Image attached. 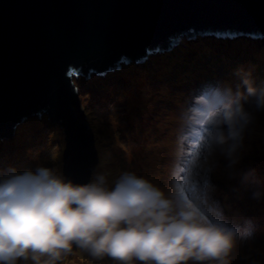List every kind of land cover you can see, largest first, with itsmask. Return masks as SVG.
<instances>
[{"label":"clouds","instance_id":"1","mask_svg":"<svg viewBox=\"0 0 264 264\" xmlns=\"http://www.w3.org/2000/svg\"><path fill=\"white\" fill-rule=\"evenodd\" d=\"M231 75L207 104L197 99L213 149L236 165L248 130L264 113V81L244 64ZM210 205L169 194L131 171L109 185L104 174L75 182L46 166L0 168V264H58L73 246L119 264H227L239 232L213 219L204 210Z\"/></svg>","mask_w":264,"mask_h":264},{"label":"water","instance_id":"2","mask_svg":"<svg viewBox=\"0 0 264 264\" xmlns=\"http://www.w3.org/2000/svg\"><path fill=\"white\" fill-rule=\"evenodd\" d=\"M258 33L264 0H0V139L45 114L66 134L64 176L89 182L98 151L75 80L182 39Z\"/></svg>","mask_w":264,"mask_h":264},{"label":"rangeland","instance_id":"3","mask_svg":"<svg viewBox=\"0 0 264 264\" xmlns=\"http://www.w3.org/2000/svg\"><path fill=\"white\" fill-rule=\"evenodd\" d=\"M184 41L186 40L180 42L175 48L181 46ZM256 43L261 45L258 47L260 50H264V38H262V42L256 40ZM191 49L180 53L183 55L184 52L190 54L189 50ZM260 50L255 51L253 56L257 57H253L254 60L252 61L245 60L246 56L249 57L251 54L236 57L239 61H226L228 63L224 64V69L227 73L218 76L216 79L217 88L231 82L233 80L232 70L241 64L253 67L258 82L264 81V54L260 55ZM178 55L180 54L178 53ZM148 57L149 60L147 58L146 64L132 60L127 64L123 63L120 68L116 67L108 70L105 74H93L86 80L83 77L75 80L79 90L81 107L90 121L92 131L97 135L95 143L98 148L99 160L93 170L92 180L96 175L104 174L109 185H112L123 172L138 173L141 171V176L148 178L167 193L197 201L195 195L187 197L185 194V186L188 187L189 180H187L186 175L183 177L184 174L180 173L181 160L178 159L173 165L166 161L181 158L182 161L187 163L186 171L189 172V165L201 161L204 152L209 148L210 133L207 131L201 144L192 150L188 156L177 157L175 152L170 157L171 154L166 148L165 144L167 143L165 142L169 141L170 144H173L174 139L177 140V135H180L184 130V120L178 117L177 107L171 101L163 102L160 100L158 94L160 86H157L153 80V66L155 69V65H152V63H157L159 60V62L161 60L166 61L163 60L165 58L158 51ZM176 57L178 60L180 59L179 56ZM255 62L261 63L262 69L259 70ZM227 67H229V70ZM116 70L118 73H116ZM156 77L162 79L164 76H161V73L158 72ZM170 82L171 84H168V86L173 90L171 94L175 95V99H178L185 82L179 88H176L173 80H170ZM93 84L98 87L97 91H92ZM103 84H105V87ZM168 86L166 85L167 88ZM168 99H170V96ZM163 103L169 104L164 105ZM181 106H184V104L181 103ZM192 109H195V106ZM47 118L48 116L45 114H35L28 116L19 123L15 132L17 138L21 139L16 140L19 142L16 145L7 144L6 140H9V138L0 139V168L7 169L10 167L9 164H21V167L17 170L46 166L56 173L64 175L63 153L66 148V134L59 127V124L54 125L49 118L46 123ZM188 119L189 117H187L189 122ZM194 119L192 118V120ZM159 132L162 136H159ZM159 141L163 143L158 144ZM172 146L174 147V144ZM262 146L264 148V113L257 115L256 121L248 130L239 152L241 157L239 163L229 165L227 160L222 161L225 163V167H229L228 177L232 176L231 173L234 172L235 177L247 180L246 187L250 189L249 201L251 203L259 202L264 207V156L260 161L257 160L258 157L256 156L257 147ZM144 148H149V152L155 151L154 154L161 157L163 165L158 173H153L154 171L149 165L151 159L147 157ZM215 153L216 157L224 158L217 150ZM20 154L23 155V159L26 161L20 159ZM262 154L264 155V149ZM27 158L31 160L27 161ZM25 164H29L28 167H25ZM153 174L155 178L161 180L151 179L150 177ZM219 187L221 185L215 182V189L217 190ZM196 192L202 195L201 190L197 189ZM255 192H260V196H254ZM209 200L213 201L214 198L209 197ZM255 213L256 211L252 216ZM252 216L249 219H241L242 221H248L249 227H246L244 232H239L238 239L240 240L241 251L238 254L236 264H242L240 253L243 246L248 249L249 253L257 252V261L264 258V216L255 219ZM17 264H33V262L30 259L19 260ZM58 264H119V262L107 256L98 259L86 249L76 248L65 255ZM206 264H209V262H206Z\"/></svg>","mask_w":264,"mask_h":264},{"label":"trees","instance_id":"4","mask_svg":"<svg viewBox=\"0 0 264 264\" xmlns=\"http://www.w3.org/2000/svg\"><path fill=\"white\" fill-rule=\"evenodd\" d=\"M199 39L202 40L204 38H203V36H200ZM185 40L186 41H184L181 44V46H179L178 48H174L173 50L166 51V52H164V54H162V57L165 58L163 60H166V61H162L161 60V62H159L160 61L159 60V61H157V63H155V62L152 63V65H155V69H156L155 70L154 67H153V72H154L153 78H157L156 76H157L158 72L161 73V76H164L162 78V84L163 85L160 86L159 92H158V94H159V96L161 98L160 100L163 101V102L171 101L172 104L175 105L176 107L178 105L179 106L181 105V101L178 100V99H175V95L172 96L170 94V90L168 89L169 87L168 88L166 87V85L168 86V83L170 82V80L171 81L174 80L175 85L180 87L182 85V83L186 82L187 80L193 81L194 79L195 80L196 79H202V78H205V77H208V76H211V75H215V74L218 73V71H222V72H226L227 73V71H225V69H224V64L228 63V62H226V60L227 61H229V60H232V61L237 60V61H239L236 57L245 56L244 55L245 52H247L248 54H251V56H249L250 58L246 56L245 60L249 59V60L252 61V60H254V59H252L253 57L254 58L257 57V56H253L255 48H258V46L254 47L255 43H254L253 40H251V39H249L247 37L246 38H237V40L236 41L234 40L235 42H232L230 46H228V44H226L227 48L225 49V51L221 50L219 48L220 50L219 51L217 50L218 51L217 52L216 50L213 49L214 51L217 52V54L213 53L212 58H211L212 63H210V62L207 63L208 67L204 70V72L201 69L192 70V69L187 68L186 66H184V64H183L184 63V55L182 53H180V52L192 48L191 50H196L197 49L199 51L198 54H202V52H203L206 55H210V54H212V49L210 50L207 47H208L209 44L210 45H214L213 44L214 42H213V38H205V40L201 41V44L196 42L195 40H187V39H185ZM207 40L209 41L208 43L206 42ZM192 41H193V43H192ZM194 41H195V44H194ZM202 46L204 47V50L202 49ZM261 50H260V53H259L260 55L264 54V50H262V51ZM178 53L180 55H178ZM164 56H166L167 58L164 57ZM176 56H179L180 59L178 60ZM198 58L200 60H203L201 57H196L192 61H194V60H196ZM223 59L225 61H223ZM144 63L146 64L147 62H144ZM255 63L258 65V69L259 70L262 69V64L261 63H258V62H255ZM259 64L261 65L260 67H259ZM263 64H264V61H263ZM218 65H222V66L218 67ZM123 67H125V66H123ZM227 69L229 70V67H227ZM163 70L165 71V73H164ZM116 73H118L117 70H116ZM170 75H171V77H170ZM188 76H190V77H188ZM84 80H86V79H84ZM90 80H89V82H90ZM86 82H88V81H86ZM103 85L105 87V84H103ZM97 89H98V87L96 86V84H93L92 91H97ZM98 91L100 92L101 89L98 90ZM169 96H170V99H168ZM100 100H103V99H100ZM163 104L166 105V104H169V103H166V104L163 103ZM183 110H184V112H183L184 115L187 116L189 111L185 110V108ZM178 113H180V112H178ZM48 121L49 120L47 118L46 119V123ZM204 132H206V131L204 130ZM93 133L95 134V132H93ZM186 135H188V136H186ZM186 135L183 132L181 134L180 138L181 139L184 138L186 140H189L191 137L192 138L194 137V136H189L190 135L189 132H187ZM96 136L97 135L95 134V138H97ZM17 139H21V138H17V134L15 132V134H13V136L11 138H9V141H13V142L18 143V141H16ZM6 141H8V140H6ZM162 143H163L162 141L158 142V144H162ZM165 143H167V144H165L166 148L169 150V152L171 154L170 157H172L175 154V152H176V156L177 157H182L183 155L187 156L188 150H186V149H188V148L186 147V143H182L181 142V145H180V143H178V140H175V139L173 141V144H174V146L177 145V147H173L172 146L173 144H170L169 141L165 142ZM200 144H201V142H200ZM161 148H163V146H161ZM263 149H264L263 146L262 147H257V151H258V152H256V156L257 157L260 156V155L263 156V154H262V150ZM96 150H98V148H96ZM255 151H256V149H255ZM144 152L154 153L155 151L149 152V148L148 149L144 148ZM178 159H180L181 163H182V166H180V168H181L180 171H183L184 170V166L183 165H185L186 162L182 161L181 158H177V159H174V160H171V161H169V160L166 161L165 159H163V160H165L167 163H170V164L173 165V164H175L177 162ZM222 160L224 162L226 161L225 158L222 159L219 156L216 157V164L217 165H216L215 169H213L211 172H213L212 179H214L215 182H217V183H219L221 185V187L219 188V195L222 194L226 198L227 196L228 197H230V196H229L228 192L226 191V189L223 186V183H224L223 179L227 178V175L224 174V171L226 169H228V168L225 167L226 165H225V163H223ZM251 161H252V159H251ZM205 165L208 166L209 164L208 165L205 164ZM197 173L198 172L194 173V177H196L198 175ZM217 192H218V190H217ZM231 200L232 199L230 197V201L227 202L229 207H230ZM222 209H224V208H222ZM225 209H228V207H226Z\"/></svg>","mask_w":264,"mask_h":264},{"label":"bare ground","instance_id":"5","mask_svg":"<svg viewBox=\"0 0 264 264\" xmlns=\"http://www.w3.org/2000/svg\"><path fill=\"white\" fill-rule=\"evenodd\" d=\"M200 36H197L195 39L196 42L200 43L201 44V41L205 40L206 36H203L204 39H199ZM255 37H258V38H264V33H258V35H255ZM238 38H246L245 36L244 37H241V36H238ZM216 38H214L213 40V44L214 45H208L207 48H209L210 50L212 49V54L210 55H206L205 53L202 52V54H198V50H189L190 54H186V52H184V66H186L187 68H190L192 70H199L201 69L203 72L204 70L208 67L207 63L210 62L212 63V55L213 53L217 54V52L222 49L221 47L224 45V42L225 44H228L230 42H235L229 38H220V37H217V39L215 40ZM221 39V40H219ZM183 40L185 39H182V40H179L180 42H182ZM195 41H194V44H195ZM208 43V40L206 41ZM193 43V41H192ZM199 44V45H200ZM179 45V44H178ZM177 45V46H178ZM198 45V46H199ZM172 48V47H171ZM170 48V49H171ZM220 48V49H219ZM202 49L204 50V47L202 46ZM218 50L217 52L214 51V50ZM168 51V50H167ZM166 51H162L160 52V55L162 56V53H164ZM244 55H247V53L245 52ZM196 57H201L203 60H200L199 58L192 61L194 58ZM137 63H140V62H137ZM142 63V62H141ZM154 67V66H153ZM154 82L157 84V86H162V79H157V78H154L153 79ZM95 138V136H94ZM147 157L150 158L151 160L149 161V165L151 167V169L154 171L153 173H158L162 167V162H161V157L160 156H157L156 154L154 153H147ZM216 158V153H215V149H213V147L208 151V153H206L203 157V160L197 162V163H193L191 164V167L189 169V172H188V180H189V185H193V170L199 166V165H205V164H210L211 162H213ZM20 159H23V155L21 156L20 154ZM28 160H31V159H28L27 158V161ZM32 162V161H31ZM249 162V161H248ZM201 202V206L203 207V201H200ZM233 210V215L237 214V208L236 207H233L232 208ZM248 209L244 208V212L247 211ZM212 215V214H211ZM213 217V215H212ZM240 250V247L238 246V244L236 243L235 247L232 249L231 253L229 254L228 257H226V260H227V263L229 261H234L235 258H236V254L237 252ZM213 262H211L212 264ZM256 264H264V261H259L257 262Z\"/></svg>","mask_w":264,"mask_h":264},{"label":"snow or ice","instance_id":"6","mask_svg":"<svg viewBox=\"0 0 264 264\" xmlns=\"http://www.w3.org/2000/svg\"><path fill=\"white\" fill-rule=\"evenodd\" d=\"M214 89L215 88H210L206 91V94L203 98L205 104H207L214 97ZM196 123H199V121H196ZM205 131H209L208 128H205Z\"/></svg>","mask_w":264,"mask_h":264}]
</instances>
